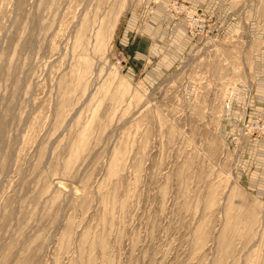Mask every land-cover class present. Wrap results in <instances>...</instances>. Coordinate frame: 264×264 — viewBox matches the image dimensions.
<instances>
[{"label": "rangeland", "instance_id": "1", "mask_svg": "<svg viewBox=\"0 0 264 264\" xmlns=\"http://www.w3.org/2000/svg\"><path fill=\"white\" fill-rule=\"evenodd\" d=\"M0 264H264V0H0Z\"/></svg>", "mask_w": 264, "mask_h": 264}, {"label": "crops", "instance_id": "2", "mask_svg": "<svg viewBox=\"0 0 264 264\" xmlns=\"http://www.w3.org/2000/svg\"><path fill=\"white\" fill-rule=\"evenodd\" d=\"M132 24L133 23L130 21L124 37L127 38L128 45L132 46V63L133 65H135L137 63L139 64L141 62H144L146 59H148L153 54L154 47L146 38L139 39L137 37H132L131 35H128L130 34L129 32L132 28Z\"/></svg>", "mask_w": 264, "mask_h": 264}]
</instances>
